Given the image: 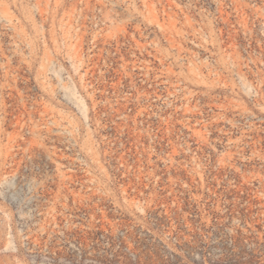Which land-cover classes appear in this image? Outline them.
I'll return each instance as SVG.
<instances>
[{
    "label": "rangeland",
    "instance_id": "1",
    "mask_svg": "<svg viewBox=\"0 0 264 264\" xmlns=\"http://www.w3.org/2000/svg\"><path fill=\"white\" fill-rule=\"evenodd\" d=\"M0 264H264V0H0Z\"/></svg>",
    "mask_w": 264,
    "mask_h": 264
}]
</instances>
